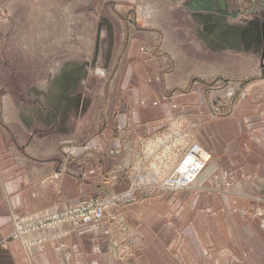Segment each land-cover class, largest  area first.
<instances>
[{
  "label": "crops",
  "instance_id": "1",
  "mask_svg": "<svg viewBox=\"0 0 264 264\" xmlns=\"http://www.w3.org/2000/svg\"><path fill=\"white\" fill-rule=\"evenodd\" d=\"M150 47L126 44L111 118L65 161L21 159L0 120V264H264V101L239 100L232 117L211 118L203 89L190 92L175 81L167 59ZM262 80L257 85L264 87ZM179 113L183 122L172 131L195 126L185 132L212 154L192 189L137 191L134 201L112 208L113 218L46 230L47 241L35 247L8 239L12 213L37 219L53 207L65 211L130 189L133 145L159 141ZM157 151L152 156L161 170ZM148 161L146 155V168ZM56 232L64 236L55 239Z\"/></svg>",
  "mask_w": 264,
  "mask_h": 264
},
{
  "label": "rangeland",
  "instance_id": "2",
  "mask_svg": "<svg viewBox=\"0 0 264 264\" xmlns=\"http://www.w3.org/2000/svg\"><path fill=\"white\" fill-rule=\"evenodd\" d=\"M261 34L264 0H0V120L9 144L23 160L55 164L72 155L76 143L103 132L117 100L126 44L133 42L151 44L150 52L166 58V71L173 72L175 81L185 82L190 92L202 88L213 111L211 118L232 117L239 100L264 101V87L257 85L264 79ZM181 118L177 114L159 141L133 145L136 160L128 170L130 189L80 201L65 211L110 200L113 207L106 209L104 219L95 221L102 222L113 218L112 208L126 204L124 196L130 193L128 203L143 189L181 192L169 187L168 180L201 145L193 132H185L195 126L183 124L182 133L178 128L172 131L183 122ZM156 150L162 156L161 170L152 169ZM146 155L151 159L147 168ZM53 209L38 216L36 223L50 220L51 213L56 223L57 213L64 211ZM11 218L14 229L9 240L26 248L39 238L47 241L41 236L44 231L30 238L32 219L15 213ZM259 221L264 230V218ZM21 222L23 235L17 239ZM63 236L62 232L52 235Z\"/></svg>",
  "mask_w": 264,
  "mask_h": 264
},
{
  "label": "built area",
  "instance_id": "3",
  "mask_svg": "<svg viewBox=\"0 0 264 264\" xmlns=\"http://www.w3.org/2000/svg\"><path fill=\"white\" fill-rule=\"evenodd\" d=\"M192 155L195 156V158H197L198 160L202 159V158H199L200 156L197 155L196 153H192ZM202 161L204 162L203 164L206 166L208 161H205L203 159H202ZM158 162H159L158 164L160 165V161H158ZM205 166L203 167V169L205 168ZM154 168H156V166H154ZM174 172L177 173L176 170ZM177 174L174 176L172 175L169 178L167 184H169V187H171L177 191H181V189H183L184 185L186 186L189 184H187L186 178H183L180 180L179 176ZM132 191L134 192V189ZM128 195L129 196H124L125 198H127V201H125L127 203H128V199H130L132 197V193H130ZM113 204H115V203H110V200H109V202H105V205H101V203H95V202L92 204H86L85 203V204H83V206H80L77 209H69V210H66L64 212L57 213L60 217L57 218L56 223H53L54 213H51L50 220H47V217H46L45 220H41L39 223H36V222H38L39 217L37 219H32L34 221V223H32V226L28 229L29 236H31L30 238H33V236L36 237L37 233L39 231L49 230L51 228V226H53L55 224H63V223H72V224L73 223H76V224L84 223V224H87V223H91V222H95V221H101L105 217L106 209L109 210V208L113 207L112 206ZM32 220H30V221H32ZM21 224H22L21 226L17 227L20 229V231H19L20 233L16 237L17 239L23 235V230H22L23 223L21 222ZM43 241H44L43 239L39 238L37 241L34 240L33 242H31L30 246L31 247L38 246V244L42 243Z\"/></svg>",
  "mask_w": 264,
  "mask_h": 264
},
{
  "label": "bare ground",
  "instance_id": "4",
  "mask_svg": "<svg viewBox=\"0 0 264 264\" xmlns=\"http://www.w3.org/2000/svg\"><path fill=\"white\" fill-rule=\"evenodd\" d=\"M147 16H148V13L145 16L146 19H147ZM229 97H232V96L229 95ZM194 148L195 149H194L193 153L200 155L199 158H202L203 160L209 162V160L211 159V156H210V154H207L206 149H203V147L201 145H197ZM190 155L187 156V158H185L183 162H181V164L179 165V167L177 169V173H178L177 175L179 176V179L181 180L183 178H186L187 184H189L186 186L184 185L183 189L184 188H190V186L195 185V181L197 180V178H199V175L204 170L203 169V167H204L203 163L204 162L202 161V159L198 160L197 158H195V156H193V155L190 156Z\"/></svg>",
  "mask_w": 264,
  "mask_h": 264
},
{
  "label": "water",
  "instance_id": "5",
  "mask_svg": "<svg viewBox=\"0 0 264 264\" xmlns=\"http://www.w3.org/2000/svg\"><path fill=\"white\" fill-rule=\"evenodd\" d=\"M210 11H212L213 9L212 8H209Z\"/></svg>",
  "mask_w": 264,
  "mask_h": 264
}]
</instances>
